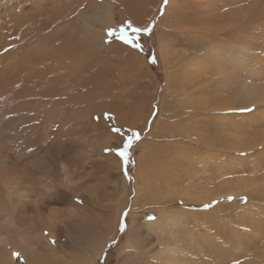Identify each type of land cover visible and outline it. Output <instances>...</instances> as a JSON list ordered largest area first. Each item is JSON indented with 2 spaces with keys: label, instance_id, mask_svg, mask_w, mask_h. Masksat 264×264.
Returning a JSON list of instances; mask_svg holds the SVG:
<instances>
[{
  "label": "rangeland",
  "instance_id": "rangeland-1",
  "mask_svg": "<svg viewBox=\"0 0 264 264\" xmlns=\"http://www.w3.org/2000/svg\"><path fill=\"white\" fill-rule=\"evenodd\" d=\"M205 19L213 22L211 34L181 36L188 28L206 29L195 22ZM148 27L147 62L155 79L147 118L131 129L102 117L109 131L121 129L115 133L120 147L129 130L140 139L127 163L116 153L111 164L99 155L86 180L98 183L99 209L113 213L114 201L120 203L114 235L96 264H249L247 258L264 264V0H160ZM132 224L141 226L148 257L133 248L120 256ZM158 249L169 252L160 262L151 256Z\"/></svg>",
  "mask_w": 264,
  "mask_h": 264
},
{
  "label": "bare ground",
  "instance_id": "bare-ground-1",
  "mask_svg": "<svg viewBox=\"0 0 264 264\" xmlns=\"http://www.w3.org/2000/svg\"><path fill=\"white\" fill-rule=\"evenodd\" d=\"M159 7L160 0H0V264H96L101 257L120 203L114 201L113 213L99 209L97 182L86 180L99 155L109 164L116 160L115 151L103 150L122 141L102 117L141 126L155 79L145 32L128 34L141 50L111 40L106 30L127 20L148 27ZM195 22L206 29L188 28L181 36L211 34L213 22ZM148 165L152 172L153 162ZM140 176L145 183L149 174ZM138 225H131L120 256L130 248L145 257L151 252ZM151 256L160 262L169 252Z\"/></svg>",
  "mask_w": 264,
  "mask_h": 264
},
{
  "label": "snow or ice",
  "instance_id": "snow-or-ice-1",
  "mask_svg": "<svg viewBox=\"0 0 264 264\" xmlns=\"http://www.w3.org/2000/svg\"><path fill=\"white\" fill-rule=\"evenodd\" d=\"M131 29L133 33H140V32H149L150 27L140 28V27H133V25L128 22L126 25H123L120 27L118 32H115L112 27H109L106 31L108 35H115L116 38H118L120 41H122L126 45H130L134 49H141L143 48V45L140 43L135 42L132 40L128 34L127 30ZM151 61L155 63V57H150ZM95 119L99 120L100 117L97 116ZM105 119H112V116L110 113H105ZM115 133H120L121 129L119 127H113L112 129ZM140 139V134L138 131L135 130H129L128 134L123 138V146L122 147H116L115 149H104L105 151H115L116 154L122 158V160L127 163V157L129 154V149L131 148L134 141ZM29 151H32V149H29ZM246 199V198H245ZM126 215V214H125ZM149 219H155V217H149ZM126 228V224L124 223V220H121V231H123ZM14 256H19V253H13Z\"/></svg>",
  "mask_w": 264,
  "mask_h": 264
}]
</instances>
